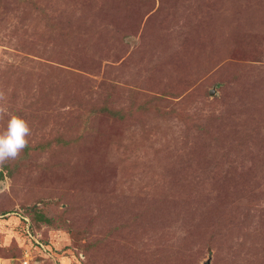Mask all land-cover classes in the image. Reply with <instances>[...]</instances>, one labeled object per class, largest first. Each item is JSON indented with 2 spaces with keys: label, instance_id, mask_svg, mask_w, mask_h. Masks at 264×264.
I'll return each mask as SVG.
<instances>
[{
  "label": "rangeland",
  "instance_id": "374dc122",
  "mask_svg": "<svg viewBox=\"0 0 264 264\" xmlns=\"http://www.w3.org/2000/svg\"><path fill=\"white\" fill-rule=\"evenodd\" d=\"M0 90V264H264V0H0Z\"/></svg>",
  "mask_w": 264,
  "mask_h": 264
},
{
  "label": "clouds",
  "instance_id": "9594fccd",
  "mask_svg": "<svg viewBox=\"0 0 264 264\" xmlns=\"http://www.w3.org/2000/svg\"><path fill=\"white\" fill-rule=\"evenodd\" d=\"M6 99V93L0 90V120L7 117L5 126L0 128V167L19 159L32 136L29 121L19 115L8 116Z\"/></svg>",
  "mask_w": 264,
  "mask_h": 264
},
{
  "label": "built area",
  "instance_id": "2783aa9c",
  "mask_svg": "<svg viewBox=\"0 0 264 264\" xmlns=\"http://www.w3.org/2000/svg\"><path fill=\"white\" fill-rule=\"evenodd\" d=\"M22 218H23L26 222H28L26 232L28 233L29 236L33 237L32 234H31V231L28 229V228H29V219H28L27 217H25V216H22ZM33 238H34V237H33ZM34 240H35V238H34ZM35 242L38 243V244H40V243H39L38 241H36V240H35ZM41 245H42V244H41ZM26 257H28V254H27V253H24V260H23V263H24V262H27V258H26Z\"/></svg>",
  "mask_w": 264,
  "mask_h": 264
},
{
  "label": "trees",
  "instance_id": "16d2710c",
  "mask_svg": "<svg viewBox=\"0 0 264 264\" xmlns=\"http://www.w3.org/2000/svg\"><path fill=\"white\" fill-rule=\"evenodd\" d=\"M36 215V216H35ZM35 215H34V218H36V219H38V220H41V218H42V214L40 213V212H35ZM25 217H27L29 220H30V218H29V216H25ZM31 222V220L29 221V223ZM31 224H32V222H31Z\"/></svg>",
  "mask_w": 264,
  "mask_h": 264
}]
</instances>
